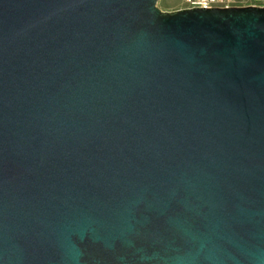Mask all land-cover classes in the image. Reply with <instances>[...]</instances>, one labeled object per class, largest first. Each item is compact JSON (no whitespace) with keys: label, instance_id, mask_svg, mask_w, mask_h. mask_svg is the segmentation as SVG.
I'll return each mask as SVG.
<instances>
[{"label":"water","instance_id":"1","mask_svg":"<svg viewBox=\"0 0 264 264\" xmlns=\"http://www.w3.org/2000/svg\"><path fill=\"white\" fill-rule=\"evenodd\" d=\"M0 0V264H264V8Z\"/></svg>","mask_w":264,"mask_h":264},{"label":"built area","instance_id":"2","mask_svg":"<svg viewBox=\"0 0 264 264\" xmlns=\"http://www.w3.org/2000/svg\"><path fill=\"white\" fill-rule=\"evenodd\" d=\"M182 9H230L236 7H261L264 8V0H180Z\"/></svg>","mask_w":264,"mask_h":264},{"label":"rangeland","instance_id":"3","mask_svg":"<svg viewBox=\"0 0 264 264\" xmlns=\"http://www.w3.org/2000/svg\"><path fill=\"white\" fill-rule=\"evenodd\" d=\"M180 0H160L158 2V8L163 12H174L181 7Z\"/></svg>","mask_w":264,"mask_h":264}]
</instances>
